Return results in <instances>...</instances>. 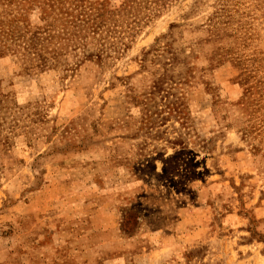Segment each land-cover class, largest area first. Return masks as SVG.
<instances>
[{
    "label": "rangeland",
    "instance_id": "374dc122",
    "mask_svg": "<svg viewBox=\"0 0 264 264\" xmlns=\"http://www.w3.org/2000/svg\"><path fill=\"white\" fill-rule=\"evenodd\" d=\"M0 264H264V0H0Z\"/></svg>",
    "mask_w": 264,
    "mask_h": 264
},
{
    "label": "crops",
    "instance_id": "0c3cea01",
    "mask_svg": "<svg viewBox=\"0 0 264 264\" xmlns=\"http://www.w3.org/2000/svg\"><path fill=\"white\" fill-rule=\"evenodd\" d=\"M83 228H84V229H85V228H87V229H88V228H89V226H88V227H84V226H83ZM81 238H83V236H81Z\"/></svg>",
    "mask_w": 264,
    "mask_h": 264
}]
</instances>
